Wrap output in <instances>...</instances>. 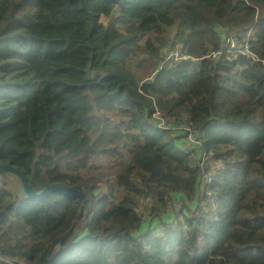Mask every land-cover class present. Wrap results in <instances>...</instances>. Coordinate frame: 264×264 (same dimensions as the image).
<instances>
[{
  "label": "trees",
  "instance_id": "trees-1",
  "mask_svg": "<svg viewBox=\"0 0 264 264\" xmlns=\"http://www.w3.org/2000/svg\"><path fill=\"white\" fill-rule=\"evenodd\" d=\"M160 28L187 58L167 57ZM249 29L259 60L227 52ZM185 127L221 162L217 219L188 216L202 168ZM2 163L90 204L15 193L0 171V264H264V0H0ZM144 199L193 227L146 218Z\"/></svg>",
  "mask_w": 264,
  "mask_h": 264
},
{
  "label": "rangeland",
  "instance_id": "rangeland-1",
  "mask_svg": "<svg viewBox=\"0 0 264 264\" xmlns=\"http://www.w3.org/2000/svg\"><path fill=\"white\" fill-rule=\"evenodd\" d=\"M115 15H117V11L114 12L113 16H115ZM101 21L103 23H105V24H108L109 21H110V16H108V17L107 16H102L101 17ZM118 27L120 28V31L121 32H125L126 31V28L125 27H123V26H118ZM157 32L165 40H167L168 45H165L164 46V53L167 54L169 52L168 57L170 58V56H169L170 53L176 51L173 47H170L171 42L175 39L174 38V35H175V32H176V28H169V29L160 28L159 30H157ZM234 34H235V31H234ZM249 45H251V44L249 43ZM180 47H181L180 44H176V46H175V48H177V49H180ZM157 115H158V113H157ZM189 132L192 133L193 132V129H191V131H189ZM190 139L191 138H189L187 140V143H188L189 146L192 147L193 146L192 143H196V140L194 139V137H192V139H194V140H192V143H191L190 142ZM192 157L194 158V156H192ZM220 164H221L220 161H217V160H212L211 161L212 168L215 169L214 170V173L216 172V169H218V167L220 166ZM8 179H9L8 180L9 184L7 186L5 185L6 188L12 190L15 193H20L21 194L22 193V186L20 185L19 179L16 176L14 177L13 175H9L8 176ZM209 202H211V200L210 199H206L204 197V193L199 191V195L197 196V200L196 201H193L192 203L186 202V204L189 206L190 210H192V213L190 214V216L200 217V216L204 215L206 213V209H205L206 204L209 203ZM170 203L171 204H178L179 207L180 206L182 207V202L180 200L171 199L170 200ZM148 208H149V202L144 199L143 202H142V207H141L140 213H142V215H144V212L146 211L145 214L148 215V216H146V218H148L150 216V218L152 219V221H159V220H161V222H166V221H172L173 223L181 222L183 224V226H184V231L185 232L188 231L191 227H193V225L187 224V223H185V221H176L174 218H167V217L164 216V214L157 213V214L154 215V213H153V216H152L151 214H148L147 213ZM213 208H217V205H215V206L213 205ZM176 212L178 213L177 215H179V217H181V219H183V216L181 215L180 209H179V212H178V210ZM149 224H151L153 226L152 229L156 233H158V234H161L162 233L161 232V229H164V227H163L162 223L159 224V222H150L148 224H145L144 227H143V229H142L143 232L146 231V229L148 228L147 226ZM194 225H197V224H194ZM22 263L23 264H27V263H24L23 261H22Z\"/></svg>",
  "mask_w": 264,
  "mask_h": 264
},
{
  "label": "built area",
  "instance_id": "built-area-1",
  "mask_svg": "<svg viewBox=\"0 0 264 264\" xmlns=\"http://www.w3.org/2000/svg\"><path fill=\"white\" fill-rule=\"evenodd\" d=\"M253 33H254V30L249 29L248 31L245 32L243 39H237L233 35L230 36L229 39L227 40V43H228L227 52L230 53L231 51H234V49H236V50L240 51L242 54L246 55L247 57L253 58L255 60H259V58L252 52L251 45H249V42H248L250 35ZM174 49L176 51L171 52L169 55L171 58H174L175 60H180V59L188 57V55L186 53H182L180 49H177V48H174ZM168 54H167V57H168ZM157 113L159 114V112H156V115H157ZM175 124H176V122L174 120H172V121L161 120V122H160V125H165L167 128H171V129L176 130L177 127ZM185 130H187V132H188L187 140L189 138H191L190 139L191 143H192V140H194V139L196 140V138L194 136V134H195L194 129H193L192 133L189 132V131H191V129L188 127H185ZM192 137H194V139H192ZM192 144H193V146L191 148L194 149V153L191 154L190 159L195 160L198 158V160H199L198 164L202 168V174L200 177V179H201L200 180V185H201V191L200 192L204 193V197L206 199L211 200V202L206 204V207H205L206 213L200 217H204L205 215H207L208 211L211 209L212 212L207 217L217 219L216 208H213V205L214 206L217 205V203H216L217 200L214 197L216 193L209 189V184L211 182H213L215 173H214V170H212V169L209 170L207 163H206V160L203 159L206 157L205 153L202 152L201 147L198 144L197 140H196V143H192ZM192 156H194L195 159ZM191 213H192V210L189 211V214H188L189 218H194L195 220L199 219V217L190 216ZM5 261L9 264H23L22 261H20L17 258H7V259H5Z\"/></svg>",
  "mask_w": 264,
  "mask_h": 264
},
{
  "label": "water",
  "instance_id": "water-1",
  "mask_svg": "<svg viewBox=\"0 0 264 264\" xmlns=\"http://www.w3.org/2000/svg\"><path fill=\"white\" fill-rule=\"evenodd\" d=\"M0 171L8 172V173L16 176L21 183L23 192L25 193V195H27L30 198L38 199V198L44 197L45 195H47L50 192L55 191V190L63 191L67 194H70V195L76 197L81 202V205H82L81 212H85L86 216H88L90 200H89L88 196L86 195V193H84L80 189H77L76 187L69 186V185L50 184V185H47L46 187H44L40 191H35L32 188V186L30 185V183L28 181V177L26 176V174L21 169H19L18 167L14 166V165L2 163V164H0ZM78 220H79V218L76 220V222ZM76 222L70 228V230L59 240V242L57 244V246H58L57 252L59 250H61L62 244L75 231ZM54 256H51L50 258H48L44 264H50V262L52 261Z\"/></svg>",
  "mask_w": 264,
  "mask_h": 264
}]
</instances>
